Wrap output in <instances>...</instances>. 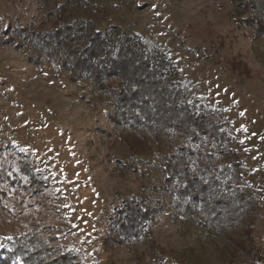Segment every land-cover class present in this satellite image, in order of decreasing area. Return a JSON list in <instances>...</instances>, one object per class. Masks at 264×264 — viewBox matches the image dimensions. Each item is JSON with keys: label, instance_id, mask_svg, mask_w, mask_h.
I'll list each match as a JSON object with an SVG mask.
<instances>
[{"label": "rangeland", "instance_id": "1", "mask_svg": "<svg viewBox=\"0 0 264 264\" xmlns=\"http://www.w3.org/2000/svg\"><path fill=\"white\" fill-rule=\"evenodd\" d=\"M31 1L0 0V17L40 26L42 13ZM89 1L106 7L112 23L137 33L146 47L164 50L195 98L233 125L245 180L257 198V235L253 258L232 264H264V40L238 28L230 0ZM115 115L89 82L0 45V236L45 226L55 244L84 264H147L149 254L138 244H118L109 225L122 201L149 181L131 169L121 174L117 160L132 154L151 162L170 141L157 145L146 131L119 126ZM163 200L165 210L151 227L162 262L230 264L223 235L175 209L171 198Z\"/></svg>", "mask_w": 264, "mask_h": 264}, {"label": "trees", "instance_id": "2", "mask_svg": "<svg viewBox=\"0 0 264 264\" xmlns=\"http://www.w3.org/2000/svg\"><path fill=\"white\" fill-rule=\"evenodd\" d=\"M230 1L238 28L264 40V0ZM31 2L42 13L41 25H12L0 17V45L14 46L38 66L56 65L72 81L92 84L97 100L115 110L113 121L119 126L146 131L157 145L161 138L170 141L154 151L151 162L132 154L117 160L115 170L121 174L131 169L149 181L109 219L114 240L140 245L150 256L147 264H165L151 227L169 197L175 209L227 239L230 264L253 258L257 198L245 180V162L234 146L240 142L229 119L195 98L164 50L146 47L137 33L113 24L106 7L89 0ZM103 20L108 22L105 28L98 24ZM20 171L34 183L30 170ZM56 241L45 226L0 236V264H84Z\"/></svg>", "mask_w": 264, "mask_h": 264}, {"label": "built area", "instance_id": "3", "mask_svg": "<svg viewBox=\"0 0 264 264\" xmlns=\"http://www.w3.org/2000/svg\"><path fill=\"white\" fill-rule=\"evenodd\" d=\"M262 248H263V250H264V243H262ZM262 259L263 258V253L262 252H259V259Z\"/></svg>", "mask_w": 264, "mask_h": 264}]
</instances>
